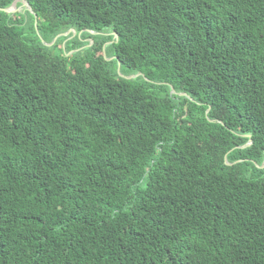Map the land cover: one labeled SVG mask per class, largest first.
Masks as SVG:
<instances>
[{
    "label": "trees",
    "instance_id": "1",
    "mask_svg": "<svg viewBox=\"0 0 264 264\" xmlns=\"http://www.w3.org/2000/svg\"><path fill=\"white\" fill-rule=\"evenodd\" d=\"M14 1L0 264H264V0Z\"/></svg>",
    "mask_w": 264,
    "mask_h": 264
},
{
    "label": "water",
    "instance_id": "2",
    "mask_svg": "<svg viewBox=\"0 0 264 264\" xmlns=\"http://www.w3.org/2000/svg\"><path fill=\"white\" fill-rule=\"evenodd\" d=\"M15 2H16V0L11 4V6H9L8 8H5V9H3L4 11H13L14 10V6H15ZM23 4H27L26 2H23ZM29 9H30V6H27ZM70 31V29L69 30H67V31H65V32H62V33H60V34H58L57 36H59V35H67L68 34V32ZM72 31V33L74 34V30H71ZM56 36V37H57ZM55 37V38H56ZM54 38V39H55ZM119 68V67H118ZM131 76H133V75H130V76H127V77H131ZM264 163V162H263Z\"/></svg>",
    "mask_w": 264,
    "mask_h": 264
},
{
    "label": "rangeland",
    "instance_id": "3",
    "mask_svg": "<svg viewBox=\"0 0 264 264\" xmlns=\"http://www.w3.org/2000/svg\"><path fill=\"white\" fill-rule=\"evenodd\" d=\"M15 8V7H14Z\"/></svg>",
    "mask_w": 264,
    "mask_h": 264
}]
</instances>
